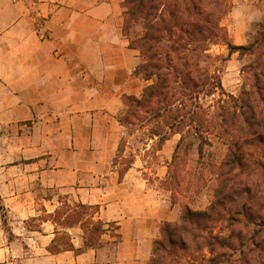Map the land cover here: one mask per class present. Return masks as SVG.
Instances as JSON below:
<instances>
[{
    "label": "crops",
    "instance_id": "crops-1",
    "mask_svg": "<svg viewBox=\"0 0 264 264\" xmlns=\"http://www.w3.org/2000/svg\"><path fill=\"white\" fill-rule=\"evenodd\" d=\"M124 2L0 0V264H147L161 225L179 220L166 191L133 167L119 180L112 166L123 97L151 83L134 75L140 57L122 34ZM229 17L228 42L248 45L264 0L233 2ZM234 57L221 84L237 97ZM179 137L162 145V164ZM60 200L98 208L106 231L93 246L80 225L51 219Z\"/></svg>",
    "mask_w": 264,
    "mask_h": 264
},
{
    "label": "trees",
    "instance_id": "trees-1",
    "mask_svg": "<svg viewBox=\"0 0 264 264\" xmlns=\"http://www.w3.org/2000/svg\"><path fill=\"white\" fill-rule=\"evenodd\" d=\"M231 6L230 0L123 3L122 34L140 57L134 75L151 83L140 97H123L118 122L126 135L141 132L144 148L160 150L172 136H180L163 181L166 190L178 188L174 168L182 146L195 145L201 158L203 147L210 145L207 135L228 140L224 159L215 169L216 186L208 207L197 211L180 205L179 220L161 225L147 264H183L188 250L194 255L186 264H264V161H254L262 181L253 182L249 179L253 173L246 172L252 163V147L264 146V64L258 62L264 48V23L256 31L255 42L233 46L222 26ZM222 43L228 57L235 52L254 57L255 63L249 66L252 80L247 86L243 83L237 97L223 89L219 58L210 52ZM124 144L122 137L112 161L115 168ZM134 158L128 156L116 168L119 180L133 166ZM77 207L98 211L95 206ZM218 223L224 226L214 234ZM87 224L91 239L85 240L84 247L93 246L106 231L99 220L90 218Z\"/></svg>",
    "mask_w": 264,
    "mask_h": 264
},
{
    "label": "rangeland",
    "instance_id": "rangeland-1",
    "mask_svg": "<svg viewBox=\"0 0 264 264\" xmlns=\"http://www.w3.org/2000/svg\"><path fill=\"white\" fill-rule=\"evenodd\" d=\"M230 1L231 4H233V2L236 4L242 2V0ZM229 13L222 20V26L226 31L227 40L228 28H230L233 24V19L229 17ZM258 33L259 31L253 36L251 42H255ZM210 52L213 56H217L219 58L217 66L221 70V77H223L229 65L227 60H224L226 58L229 59L226 46L223 43L213 46ZM259 53L258 62L264 64V48L261 49ZM243 57L244 58L240 63L237 62V60L241 59L242 56L238 53V57H234L235 60L232 62V65L228 70V73L232 74V77L228 78L230 85L235 86V83L231 82L241 79L247 86L246 83H249L252 80L249 72L251 68H249V66H253L255 63L254 57L248 55ZM240 64L243 66L240 67ZM238 70L240 73H238ZM123 137L126 144L122 146V152L119 154L120 158L117 160V169L121 167L120 163L123 159L133 155L135 158L132 167L135 170V175H137L140 179L147 180V184L153 189H162L166 191V195L174 204H187L193 210H205L208 207L212 200L213 191L216 186V166L222 162L227 152V138H217L214 135H207L210 145L203 147L201 158L198 157L195 145L189 148L182 146L178 151V160L176 161L177 168H174V175L178 179V188L176 189L175 187H172V190L169 191L166 190V184L163 181L167 175L168 164L170 162H168V164H162L164 157L159 153L160 150H157L156 147L149 149V146L144 148V135L141 134V132L134 131L130 133V135H126L124 130ZM146 150H149V152L146 153ZM252 151V163L249 164L246 172L253 173L251 175L252 178H249L253 182H260V180L262 181V173L259 166H257L254 161L257 159L264 161V146L257 145L256 147H252ZM159 177L162 178V180H160ZM261 187L263 186L261 185L260 189ZM257 196V193L252 191L251 197L256 199ZM71 203L72 204L69 205L67 202L60 200V205H58L55 214L51 215V219L56 222L57 225L62 227L80 225V227L84 230L85 235H87V240L90 241L91 238L89 231L91 227L87 224V220L92 218L93 222H95L93 217L96 213V209L82 210L77 207V204L73 200H71ZM44 217L45 216H41V218ZM78 221L81 222L78 223ZM223 226V223H218L213 226L214 234L222 231ZM60 239L66 240V236L62 235L60 236ZM192 255H194L193 251H185L182 259L183 264H186L188 258Z\"/></svg>",
    "mask_w": 264,
    "mask_h": 264
}]
</instances>
